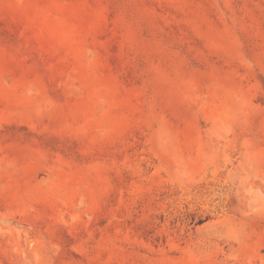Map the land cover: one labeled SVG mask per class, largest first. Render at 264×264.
<instances>
[{"label": "rangeland", "instance_id": "rangeland-1", "mask_svg": "<svg viewBox=\"0 0 264 264\" xmlns=\"http://www.w3.org/2000/svg\"><path fill=\"white\" fill-rule=\"evenodd\" d=\"M0 264H264V0H0Z\"/></svg>", "mask_w": 264, "mask_h": 264}]
</instances>
